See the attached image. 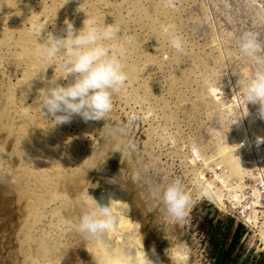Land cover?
Instances as JSON below:
<instances>
[{
	"label": "rangeland",
	"instance_id": "1",
	"mask_svg": "<svg viewBox=\"0 0 264 264\" xmlns=\"http://www.w3.org/2000/svg\"><path fill=\"white\" fill-rule=\"evenodd\" d=\"M73 1L46 0V5L51 10L63 8L64 12L70 7L74 13L83 0ZM36 2L0 0V148L4 151L0 155V264H93L92 256L100 251L86 246L85 235L79 232L73 213L80 208L78 211L83 214L85 203H78L73 212H68L66 202L69 205L73 199L68 192L81 190L86 196L98 178H115L124 166L141 172L142 178L135 182L140 203L130 196V200H120L113 207L118 223L99 239L106 254L109 250L125 251L134 253L138 260L145 246H151L150 252L144 251L148 257L155 249L161 258L155 260L156 264H216L218 260L237 264L264 259V252L254 254L264 244L262 235L261 242L252 232L246 234L237 219L246 222V215L232 201V187L226 186L229 194L225 195L224 189L216 185L237 179L228 170H214V164L223 159V149L238 156L245 145L242 116L247 118L252 132L259 127L255 120L259 106L246 104L243 89L237 86L239 76L233 73L247 78L252 65L239 53L236 37L253 31L264 45V0H173L172 6L165 0H84L82 9L89 11L87 15L98 22L105 21L106 25L115 22L125 36H131L123 61L128 79L124 89L114 95L113 108L105 121L84 122L73 116L69 123L61 125L45 119L39 109L34 111L35 103L29 93L27 104L18 103L22 89L28 87L30 76L37 70V65L26 63L28 59L20 46L24 32L33 28L31 17L37 15ZM51 25L46 29L54 32ZM168 25H173L175 33L182 37L183 52H176L167 43L162 28ZM225 65L229 69L223 74ZM51 67L48 66L45 79L52 78V69L56 77L63 75L60 66ZM33 81L31 85L36 84ZM241 98L242 107L238 104ZM110 128L123 132L114 137L109 135ZM117 142L131 147L123 154L116 153ZM194 146L205 160L199 159ZM109 157L113 159L111 163ZM145 164L147 171L143 170ZM23 170L29 173L31 184H35L32 190L19 174ZM200 171L213 175L212 180L205 179ZM195 173L203 178V184L199 185L202 180H196ZM172 180H180L191 196L187 215L180 221L168 216L151 191ZM206 185L212 186L210 191L224 200L223 209L204 195ZM91 197L92 194L88 195ZM120 221L124 227L117 232ZM238 224L243 227L240 239L228 251ZM133 234L148 242L135 246ZM173 252L186 256L182 262H176Z\"/></svg>",
	"mask_w": 264,
	"mask_h": 264
},
{
	"label": "clouds",
	"instance_id": "2",
	"mask_svg": "<svg viewBox=\"0 0 264 264\" xmlns=\"http://www.w3.org/2000/svg\"><path fill=\"white\" fill-rule=\"evenodd\" d=\"M165 3L172 6L173 0H165ZM83 4L84 0L77 12L82 11ZM85 15L86 19L80 29L74 28L73 23L66 19L65 27L61 29L64 35L47 32L42 36L41 33L46 31V28L38 33L33 32L38 54L46 59L50 66L59 65L64 70L60 77L55 76L54 70L51 79L36 76L28 84L31 89L30 82L38 77L45 84L44 88L38 90L34 103L44 118L55 125L69 123L73 116H79L84 122L105 121V116L113 108L114 95L124 89L128 79L123 61L128 52L127 45L132 42L131 36H125L115 22L106 25L105 21L101 23L94 17L86 13ZM162 34L176 52L184 51L183 39L175 33L173 25L164 26ZM235 42L239 53L251 61L252 65L247 78L242 79L239 73H232L239 76L237 86L243 89L246 104L258 105L257 115L264 120V55L261 54L264 53V45L259 40V34L253 31L242 32ZM227 69L229 67L225 65L223 74H226ZM60 80L67 83L62 85ZM219 86L222 87L220 83ZM122 132L120 128L109 129V135L114 137ZM129 147L131 146L117 142L114 151L123 154ZM147 169L148 165H143V170ZM141 178L140 171L132 173L134 182ZM151 191L168 216L176 221L186 217L191 196L180 180L155 186ZM111 200L110 197L107 204H102L91 197V203L85 202L86 210L79 218L77 227L86 238L102 239L118 223ZM152 252L155 253L154 248ZM107 256L111 264H153L144 249L138 260L134 253L125 251L109 250Z\"/></svg>",
	"mask_w": 264,
	"mask_h": 264
},
{
	"label": "bare ground",
	"instance_id": "3",
	"mask_svg": "<svg viewBox=\"0 0 264 264\" xmlns=\"http://www.w3.org/2000/svg\"><path fill=\"white\" fill-rule=\"evenodd\" d=\"M37 2H36V5H34V6H36V8H37V15L35 16L34 15V17H31L30 19H31V23H32V30L31 31H26V32H24V34H23V39H22V42H21V45L20 46H22V48H23V56L24 57H26L27 59H28V61H26V63L28 62L29 64H34V65H37V70L36 71H34V73L30 76V77H32V79L34 78V77H36V76H44L45 77V72L49 69L48 68V66H50V65H48V63H47V61H45V60H43V57H41L39 54H38V52H37V43H36V39H35V37L33 36V32L35 31V32H39V30H41V29H45L46 27H47V25H49V24H52V25H54V28H55V31H57L56 33H54V32H52L54 35H64V33L63 32H61V29H63L64 27H65V25H64V21L67 19V20H69L70 22H72L73 24H74V28H76V29H80V28H82L83 27V22H84V20L86 19V15H85V13L84 12H82L83 11V9H82V11L81 12H77V10H76V12H71V9H70V7H69V9H68V11H66V12H64L63 11V8H62V10L61 9H50L49 7H47V5H46V0H36ZM48 1H50V0H47V2ZM57 1V0H56ZM65 2L67 1V0H64ZM73 1V0H72ZM78 1H80V0H78ZM74 2V1H73ZM59 3V2H58ZM76 3V2H75ZM35 4V3H34ZM55 4V3H54ZM80 4V3H79ZM67 5H69V4H66V6ZM65 6V7H66ZM79 6V5H78ZM54 7V6H53ZM34 8V7H33ZM77 8V7H76ZM34 10H35V8H34ZM73 10V9H72ZM75 10V9H74ZM91 11V10H90ZM89 12V11H88ZM87 12V13H88ZM73 13V14H72ZM86 13V14H87ZM93 14V13H92ZM24 21V20H23ZM28 21V20H27ZM27 24V23H26ZM29 25H30V23H28ZM23 25H24V23H23ZM51 25V26H52ZM54 28H53V30H54ZM26 30V29H25ZM24 30V31H25ZM47 32H49L47 29H46V31H44V32H42L41 33V35L42 36H44V35H46L47 34ZM1 39V38H0ZM9 46V45H8ZM17 52V51H16ZM19 54V53H18ZM20 54H22V53H20ZM20 54H19V56H20ZM18 56H16V58H17ZM18 59V58H17ZM24 60H23V62H25ZM17 62V61H16ZM20 64V63H19ZM30 66H32V65H30ZM59 66V65H58ZM21 67V66H20ZM51 68H53V66L51 67ZM61 68V67H60ZM62 69V68H61ZM52 70H55V69H52ZM49 71V70H48ZM61 71H63L64 72V70L62 69ZM136 71V70H135ZM52 72V71H51ZM54 72V71H53ZM52 72V73H53ZM61 73V72H60ZM54 74V73H53ZM132 74H134V71H133V73ZM62 75V74H61ZM20 77V76H19ZM52 77V76H51ZM51 77H49V78H51ZM15 78V77H14ZM19 80H21V79H19ZM34 81L36 82V84L35 83H33V85H32V87H31V89H29V87H24L23 89H22V95L19 97L18 96V103H25L26 102V98L27 97H32L33 98V101H35L36 99H37V95H38V90L39 89H42V88H44L45 87V84L39 79V77L38 78H36V79H34ZM33 81V82H34ZM18 82V81H17ZM22 82V81H21ZM23 83V82H22ZM60 83V82H59ZM27 84H28V82H27ZM18 85H20L19 84V82H18ZM18 85H17V83H16V86L18 87ZM11 86V85H10ZM12 86H13V88L15 87V85H13L12 84ZM17 87H15V88H17ZM21 87V86H20ZM13 88H12V90H13ZM15 88H14V91H16L15 90ZM19 88V87H18ZM30 90V91H29ZM19 91V90H18ZM18 91H16L17 93H18ZM10 92V91H9ZM12 94L14 93L13 91L11 92ZM17 93H14V94H17ZM30 94V96H27V94ZM13 94V95H14ZM19 94H20V92H19ZM11 97V96H10ZM16 97V96H15ZM12 98V97H11ZM16 100H17V98H16ZM11 101H12V99H11ZM13 103H14V101H12ZM11 102V103H12ZM10 104V103H9ZM25 104H27V103H25ZM34 105V104H33ZM11 106V105H10ZM14 106V105H13ZM30 106V105H29ZM35 107H34V111L35 110H37V109H39V107L35 104L34 105ZM37 106V107H36ZM8 108V107H7ZM28 108V107H27ZM31 109H33L32 107H31ZM23 110V109H22ZM40 110V109H39ZM18 111V110H17ZM6 112V111H5ZM8 112V111H7ZM26 112V111H25ZM247 113V112H246ZM5 114V113H4ZM7 114V113H6ZM10 116V115H9ZM11 117V116H10ZM3 118H4V116H3ZM48 118V117H47ZM246 118V117H245ZM255 118H257V117H255ZM10 119V118H9ZM50 119V118H49ZM247 119V118H246ZM13 120H14V118H13ZM43 120V119H42ZM256 120V119H255ZM4 121V120H3ZM247 122H248V120H247ZM249 123V122H248ZM259 124L257 123V126H258ZM45 126V125H44ZM81 126V125H80ZM250 126V125H249ZM10 127V126H9ZM47 127H49V126H47ZM76 127V126H75ZM9 129V128H8ZM250 131L252 132V130H251V127H250ZM252 133H254L255 135H257V137H256V139H257V142L258 141H260V140H263L264 141V123H263V125H259V127L256 129V131H254V132H252ZM257 133V134H256ZM89 134V133H88ZM87 136V135H86ZM1 137V136H0ZM60 138V137H59ZM9 139V138H8ZM61 139H59V141H60ZM63 140V139H62ZM234 140V139H233ZM22 141V140H21ZM27 141V140H26ZM58 144V143H57ZM61 144V143H60ZM60 144H58V145H60ZM242 144H244V143H242ZM247 145V144H246ZM244 147H245V145H243V147L242 148H240V152L237 154L238 156H236V155H234V154H232L231 152H229L227 149H223L222 150V161L221 162H218V163H215L214 164V170L215 171H217V170H228L229 172H230V174H231V176H233L234 178H236L237 179V181L236 180H234V179H232V180H230V179H228V180H225V184H223V183H216V185H217V187H219V188H222V189H224V193H225V191H227L228 192V194H229V191L227 190V187L226 186H231L232 187V189H231V196H232V198H233V200L232 201H235L236 203H238L239 205H241V202H242V195H241V193H242V190H243V188H244V178L246 177V173H247V170H246V165H245V161H244V157H243V153H242V150L244 149ZM57 148V147H56ZM194 149L193 150H195L196 152H198V157H199V159L201 158V160L203 159V160H205L204 159V156L201 154V151H200V149L199 148H197L196 146H194L193 147ZM229 148V147H228ZM59 151V150H58ZM59 154V153H58ZM197 154V153H196ZM0 155L1 156H3L4 155V151H3V149L2 148H0ZM20 155V154H19ZM35 155V154H34ZM34 155H32V156H34ZM65 155H66V152H65ZM36 156H37V154H36ZM69 156V155H68ZM61 157V156H60ZM4 158V157H3ZM70 158V157H69ZM191 160V162L192 163H195L196 161H195V159L194 158H192V159H190ZM50 161V160H49ZM113 161V159H112V157H109V162L111 163ZM50 162H53V161H50ZM79 162V161H78ZM11 163V162H10ZM39 163V162H38ZM121 163V162H120ZM41 164V163H40ZM53 165H54V163H53ZM61 165H63V164H61ZM44 166H46V165H44ZM33 168V167H32ZM55 168V167H54ZM60 168V167H59ZM26 170V169H25ZM43 170H44V168H43ZM118 170V169H117ZM36 172H38V171H36ZM71 173V172H70ZM117 175H115L116 177L114 178V177H112V179H107V180H101L100 178H98L96 181H97V183L93 186V188H92V190H90L91 191V194H92V197L94 198V199H96L97 201H99L100 203H102V204H107L108 203V200H109V198L111 197L112 198V200H111V203H112V207H115V205L120 201V202H122V200L123 199H127V201H128V198H129V200H130V196L133 198V200L136 202L137 201V196H138V192H137V190H136V187H135V182L133 181V179H132V173H133V171H132V169L130 168V167H128V166H124L123 168H121V169H119L118 171H117ZM19 174H21V175H23V177H24V179H25V181H26V185H27V187L28 186H30V188H31V190H32V188H34V186H35V184L34 185H32L31 184V181L29 180V179H31L30 177H29V173H27L26 171H24L23 170V172L22 173H19ZM33 174V173H32ZM42 174V173H41ZM55 174H56V172H55ZM59 174V173H58ZM212 174V173H211ZM40 175V174H39ZM43 176H44V174H42ZM110 175V174H109ZM201 175V174H200ZM243 175H244V177H243ZM35 176V175H34ZM36 176H38V175H36ZM43 176H41L40 175V177H41V179H43L44 180V177ZM72 176V175H71ZM195 178H196V180H199V179H203V178H200V176L198 175V174H196L195 173ZM213 176V175H212ZM212 176H211V178L210 179H208V180H212ZM68 177V176H67ZM72 177H74V176H72ZM101 177H103V176H101ZM215 177L217 178V179H221L220 178V176H219V174H215ZM60 178H61V176H60ZM18 179V178H17ZM33 179V178H32ZM46 179V178H45ZM73 179V178H72ZM19 180V179H18ZM48 181H50L49 179H47ZM59 180H61V179H59ZM68 180V179H67ZM77 180V179H76ZM222 180V179H221ZM22 181V180H21ZM65 181V180H64ZM70 181V180H69ZM73 181H75L74 179H73ZM203 181V180H202ZM37 182L39 183V182H41V181H38L37 180ZM55 183L57 182V181H54ZM32 183H34V182H32ZM45 183V182H44ZM48 183V182H47ZM62 183V182H61ZM60 182H59V184H61ZM71 183H73V182H71ZM46 184V183H45ZM66 184H68V183H66ZM65 184V185H66ZM76 184H78V183H76ZM20 185V184H19ZM41 185V184H40ZM211 185V184H210ZM210 185H206V188L203 190V192H204V195H206V196H209L216 204H218L219 205V207H221L222 209L225 207V205H224V203H223V201L224 200H222V198L221 197H218V196H216V193L214 194V193H212L211 191H210V187L211 188H213L212 186H210ZM213 185V184H212ZM233 185V186H232ZM33 186V187H32ZM37 186H39V184L37 185ZM57 186V185H56ZM71 186V185H70ZM83 186V185H82ZM3 187H4V185H3ZM6 187V186H5ZM26 187V188H27ZM85 187V185L83 186V188ZM7 188V187H6ZM21 188V187H20ZM23 188V187H22ZM29 188V187H28ZM39 188V187H38ZM58 188V187H57ZM64 188V187H63ZM67 188V187H66ZM78 188V187H77ZM91 188V187H90ZM16 189V188H15ZM45 189V188H44ZM62 189V188H61ZM68 189V188H67ZM76 189V188H75ZM79 189V188H78ZM86 189H88V187H86ZM42 190V189H41ZM83 190H85V189H83ZM40 191V190H39ZM43 191V190H42ZM53 191V190H52ZM90 191H89V194L88 195H91L90 194ZM233 191V192H232ZM13 192V191H12ZM19 192H20V189H19ZM68 192V191H67ZM66 192V193H67ZM21 193V192H20ZM19 193V194H20ZM38 193V192H37ZM44 193V192H43ZM47 193V192H46ZM54 193V192H53ZM53 193H50V194H53ZM15 194V193H14ZM22 194V193H21ZM20 194V195H21ZM68 194H71L72 196H73V199H72V197H71V201H70V203H69V205H68V203L66 202V205L65 206H68V212L69 211H72V209L73 208H77V206H78V203H80V202H82L83 204L85 203V202H89V203H91V199H89L88 198V195H84V193L81 191V190H78L76 193H73L72 191L69 193L68 192ZM228 194H225V195H228ZM36 195V194H35ZM35 195H33V196H35ZM32 196V195H31ZM56 196V195H55ZM60 196V195H59ZM21 197V196H20ZM37 197H38V195H37ZM139 197V196H138ZM12 198V197H11ZM14 198H15V196H14ZM25 198V197H24ZM36 198V197H35ZM56 198L57 197H55L54 199L56 200ZM59 198V197H58ZM57 198V199H58ZM62 198V197H61ZM18 199V198H17ZM20 199V198H19ZM31 199V198H30ZM41 199V198H40ZM43 199H44V197H43ZM46 199V198H45ZM64 199V198H63ZM89 199V200H88ZM28 200H29V198H28ZM35 200V199H34ZM37 200V199H36ZM42 200V199H41ZM132 200V201H133ZM9 201V200H8ZM16 201H18V200H16ZM20 201V200H19ZM31 200H29V202H30ZM132 201H131V203H132ZM133 201V202H134ZM42 202V201H41ZM47 202H49V200H47ZM50 202H52V204H53V201H50ZM59 202H60V199H59ZM62 202V201H61ZM138 202V204L140 203L139 201H137ZM33 203V202H32ZM38 204H39V202H38ZM41 204H43V203H41ZM41 204H39V205H41ZM45 204H47V203H45ZM50 204V203H49ZM60 204V203H59ZM62 204V203H61ZM33 205V204H32ZM129 205V203L127 204V206ZM35 206V205H34ZM34 206H32V207H30L31 209L34 207ZM42 206V205H41ZM44 206V205H43ZM56 207H54V209H55V211H56V208H57V204L55 205ZM80 206V205H79ZM49 207V206H48ZM59 207H61V206H59ZM63 207V206H62ZM12 208V207H11ZM29 208V209H30ZM39 208V207H38ZM130 208V207H129ZM54 209H52V210H54ZM60 209V208H59ZM62 209V208H61ZM80 209V208H79ZM78 209V210H79ZM82 209V208H81ZM85 209V208H84ZM83 209V210H84ZM133 209V208H132ZM39 210V209H38ZM51 210V211H52ZM62 210H64V209H62ZM77 209H76V211H72L74 214H75V217H76V223L75 224H77L78 225V223H79V218L81 217V215H82V213L80 212V211H78ZM134 210H135V208H134ZM13 211V210H12ZM15 211V210H14ZM13 211V212H14ZM66 211H67V208H66ZM85 211V210H84ZM11 212V211H10ZM31 212V211H30ZM42 212H44V211H42ZM60 212V211H59ZM38 213V212H37ZM36 213V214H37ZM141 213H142V211H141ZM34 214V213H33ZM35 214V215H36ZM56 214V213H55ZM54 214V215H55ZM34 215V216H35ZM69 216V215H68ZM73 217V216H72ZM36 218V217H35ZM244 218H245V221H246V223L247 224H250L251 223V225H252V228H255V227H257V226H255V224L254 223H256V224H258L259 225V220H260V218H259V216H257V213H255V215L254 216H252V215H246V216H244ZM38 219V218H37ZM38 220H40V219H38ZM68 221V220H67ZM121 222V221H120ZM19 224H20V222H19ZM22 224V223H21ZM72 224V223H71ZM143 224V223H142ZM141 224V225H142ZM34 225V224H33ZM124 224H122V222L120 223V224H118V226L116 227V229H117V232H120L121 231V229L124 227L123 226ZM145 225V224H144ZM145 226H147V225H145ZM28 227V226H27ZM12 230V229H11ZM42 230V229H41ZM148 230V229H147ZM143 231H145V230H143ZM61 232H63V231H61ZM135 233H137L136 231H135ZM146 233V232H145ZM113 234V233H112ZM141 234V233H140ZM149 234V233H148ZM261 235H262V239H263V241H264V234H263V231L261 230ZM119 236V235H118ZM147 236V235H146ZM121 237V236H120ZM61 238V237H60ZM63 238V237H62ZM118 238V237H117ZM144 238V237H143ZM156 238V237H155ZM133 239L135 240L134 241V243H135V246H137V245H144L143 244V242H148V241H141V240H143V239H141L140 240V237L139 236H135V234H133ZM23 240V239H22ZM54 240V239H53ZM146 240V239H145ZM85 241L87 242V245L86 246H88V248L89 249H91V248H96L95 250H93V251H96V252H98V251H100V252H98V254L96 253V255H94V256H92L93 258H92V260H93V264H104V262H106V263H108V264H111V262L109 261V259H108V256H107V254L104 252V250H103V248H102V245H101V243H100V241L98 240V239H95V238H86V236H85ZM156 242V241H155ZM154 242V243H155ZM45 243V242H44ZM46 244V243H45ZM105 244V243H104ZM47 245H48V243H47ZM77 245V244H76ZM145 246V245H144ZM82 247V246H81ZM80 247V248H81ZM133 247V246H132ZM108 248V247H107ZM136 248V247H135ZM146 251H148V252H150V250H151V246L150 247H147L146 248V246H145V248H144ZM153 249V248H152ZM157 249H158V247H157ZM137 251H138V249H137ZM174 251H176V250H174ZM44 252V251H43ZM177 252V251H176ZM94 253V252H93ZM94 253V254H95ZM183 253V252H182ZM45 254V253H44ZM148 254V253H147ZM171 254V253H170ZM39 255V254H38ZM160 256V255H159ZM172 256H173V258H174V260L176 261V262H182L183 261V257H185L186 256V254L185 253H183L182 255L181 254H179V253H175V252H173V254H172ZM171 256V257H172ZM159 258L160 257H158V255L156 254V253H153V252H151V253H149L148 254V259L150 260V261H152L153 262V264H156L155 262V260H159ZM183 258V259H182ZM161 259V258H160ZM69 260H70V258H69ZM165 260V259H164ZM166 260H167V258H166ZM80 261V260H79ZM76 262H77V260H76ZM163 262V261H162ZM161 262V263H162ZM79 263V262H78ZM160 263V264H161ZM170 263V262H169ZM20 264V263H19Z\"/></svg>",
	"mask_w": 264,
	"mask_h": 264
},
{
	"label": "built area",
	"instance_id": "4",
	"mask_svg": "<svg viewBox=\"0 0 264 264\" xmlns=\"http://www.w3.org/2000/svg\"><path fill=\"white\" fill-rule=\"evenodd\" d=\"M238 100V99H237ZM243 99L238 100V104L242 107L244 106ZM257 113V111L255 112ZM259 125H263L264 120L260 119L258 116L255 118ZM241 121L243 124V128L246 132L247 141L245 143V147L242 150L245 165H246V177L244 178V188L242 190V202L239 207V210L243 212V215H252L254 216L257 213L259 216V225L254 223L255 228H252L251 223L247 224L242 219H238V221L243 224L244 230L246 234L252 232L253 236L259 237L261 240V230L264 234V141L260 140L257 142V135L250 131L249 123L245 117H241ZM247 144V145H246ZM203 174L205 179H210L211 176L207 175L205 171H200ZM203 180V179H202ZM203 181H200V184ZM225 194H228L225 191ZM207 200V199H206ZM262 252H264V244L262 248H258L254 251V254L259 256Z\"/></svg>",
	"mask_w": 264,
	"mask_h": 264
},
{
	"label": "trees",
	"instance_id": "5",
	"mask_svg": "<svg viewBox=\"0 0 264 264\" xmlns=\"http://www.w3.org/2000/svg\"><path fill=\"white\" fill-rule=\"evenodd\" d=\"M243 227L241 224H238L236 226V228L234 229L233 233H232V237H231V240H230V244H229V247H228V251L232 250L235 245L238 243L239 239H240V236H241V231H242ZM216 264H224V262H222L221 260H218L216 262Z\"/></svg>",
	"mask_w": 264,
	"mask_h": 264
},
{
	"label": "crops",
	"instance_id": "6",
	"mask_svg": "<svg viewBox=\"0 0 264 264\" xmlns=\"http://www.w3.org/2000/svg\"><path fill=\"white\" fill-rule=\"evenodd\" d=\"M237 264H264V259L262 258V259H256L255 261H248V260H246V261H243V262H241V263H237Z\"/></svg>",
	"mask_w": 264,
	"mask_h": 264
}]
</instances>
